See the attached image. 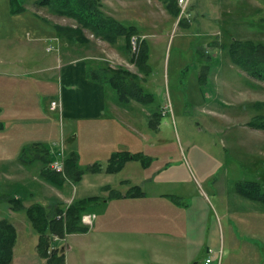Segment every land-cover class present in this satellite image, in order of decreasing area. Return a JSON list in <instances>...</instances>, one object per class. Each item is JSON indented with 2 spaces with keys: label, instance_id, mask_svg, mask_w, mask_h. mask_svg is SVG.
<instances>
[{
  "label": "crops",
  "instance_id": "1",
  "mask_svg": "<svg viewBox=\"0 0 264 264\" xmlns=\"http://www.w3.org/2000/svg\"><path fill=\"white\" fill-rule=\"evenodd\" d=\"M5 2L0 4V16L15 17V23L10 20L9 24L12 32L24 34L28 30V33L56 41L60 48L62 36L56 26L13 13L11 1ZM72 44L78 46V39L74 38ZM64 46L58 50V64L53 60L37 69L36 73L41 76L30 78L33 83L17 66L0 70V181L6 176L25 191L23 195L7 198L9 221L17 231L11 264H47V258L38 251L40 234L29 218L30 207L41 204L49 222L60 210L67 212L70 205L78 201L86 203L84 214L94 213L97 217L92 227L82 223L84 231L65 233L62 245L66 264H264L263 243H240L230 220H226V225L222 221V214L226 219L237 216L235 211L219 206L215 212L207 197H191L186 193L185 180L190 178V173L185 161L179 159L181 165L172 164L175 156L169 158L171 153L167 146H161L152 136V133L159 135L160 120L166 116L164 108L139 112L135 106L141 103L139 96L121 97L110 105L107 82L112 73L88 56H73L76 49H70L68 43ZM244 72L251 75L247 68ZM95 73L100 79L94 78ZM250 78L252 86L261 91L264 80L252 75ZM126 82L142 92V86L134 79ZM246 91L240 105L250 96L251 89ZM42 96L47 101L50 99L47 110L59 114L61 125L56 117L48 115L47 105L45 109L41 105ZM146 97L148 101L154 100L150 94ZM53 101L60 103L56 110H51ZM126 103L130 105L125 106ZM259 104L263 109L264 101L256 100L254 105ZM247 110L248 107L243 111ZM140 118L147 121L145 132L137 127ZM67 127L72 138L65 137ZM67 138L72 139L70 147L66 148L67 154H77L80 173L68 172L65 166L64 175L58 173L61 182L54 184L46 177L45 170L55 172L50 164L57 159L60 142ZM29 151L32 152L30 158L26 155ZM118 152L140 154L147 161L131 158L120 171L110 170L112 157ZM27 164L34 165L35 169L29 175L32 186L24 185L28 179ZM245 188L246 185L237 184L238 193L253 200L246 195L249 190ZM256 190L259 192L258 187ZM250 191L254 192L252 185ZM11 199L20 200L24 208L12 209ZM89 206L95 210H90ZM20 212L26 214L32 224L30 228ZM239 220L242 224L247 221L246 218ZM62 221L66 225V219ZM53 236L54 233H50L51 239ZM238 245L240 251L236 253Z\"/></svg>",
  "mask_w": 264,
  "mask_h": 264
},
{
  "label": "rangeland",
  "instance_id": "2",
  "mask_svg": "<svg viewBox=\"0 0 264 264\" xmlns=\"http://www.w3.org/2000/svg\"><path fill=\"white\" fill-rule=\"evenodd\" d=\"M5 1L0 0V4ZM102 3L107 14L140 29V34L131 38L130 52L125 49L123 38L111 45L88 29L83 30L87 44L78 39V46H73L62 36L58 49L56 41L41 38L37 33H28V30L24 34L12 32L9 24L10 20L15 23V17L0 16V70L17 66L28 79L40 77L36 70L53 60L58 64V50L61 51L65 43L70 49H76L73 56H88L105 69L127 70L142 86L141 103L135 104L137 111L164 108L163 115L166 116L160 120L159 135L152 133V136L161 146H167L171 153L169 158L175 156L172 164L179 163V159L185 161L190 173V178L185 180L186 193L191 197H207L215 212L219 206L235 211L237 216L231 215L229 219L223 218L222 214V221L226 225V220H230L240 243L264 245V203L241 196L237 189V184L241 183L251 192L250 186L254 184L259 193L264 194V130L254 127L259 120L257 116L264 119V108L260 109L262 104L254 105L256 100L264 101V87L257 91L249 81L251 75L244 72L245 68L250 71L253 66L264 69V0H191L186 12L181 14L189 26H179L180 18L169 14L158 0H103ZM25 6L26 10L17 13L22 17L41 20L50 26L80 27L74 19L54 13L35 0H28ZM22 21L25 24V19ZM133 38L137 39V47L132 44ZM247 41L261 48L255 52L254 61L253 52L250 48L248 52L245 47ZM144 42L150 48L148 71L136 63ZM246 58L252 60V66L245 61ZM237 59H242L241 63ZM10 64L14 66L8 67ZM29 82L34 81L30 79ZM129 87L132 86L123 87L124 92ZM107 88L110 105L120 101L122 96H128L117 91L111 80L107 82ZM245 89H251V93L245 104L240 105L247 93ZM149 94L154 100L144 99ZM38 95L41 96L39 91ZM49 100L42 96L41 105L44 109L47 105L48 115L56 117L61 125L59 114L47 110ZM129 105L126 103L125 106ZM246 107L248 110L243 111ZM140 119L137 127L140 132H145L147 121ZM148 129L152 130L151 126L148 125ZM69 133L67 127L65 137L72 138ZM68 138L60 142V151L57 152L64 170L69 156L66 148L70 147L72 140ZM30 154L31 151L26 153L27 157L30 158ZM182 154L183 158L179 157ZM27 166L28 179L24 185L32 186L29 175L35 169L34 165ZM24 193L22 186L14 180L6 176L1 179L0 220H11L7 198ZM28 197H25L26 201ZM89 207L95 210L93 206ZM20 213L30 228L32 224L26 214ZM239 218L247 221L242 224ZM54 236L53 246L64 249L62 244L66 238L57 235L61 239L55 242ZM239 251L238 245L235 252Z\"/></svg>",
  "mask_w": 264,
  "mask_h": 264
},
{
  "label": "trees",
  "instance_id": "3",
  "mask_svg": "<svg viewBox=\"0 0 264 264\" xmlns=\"http://www.w3.org/2000/svg\"><path fill=\"white\" fill-rule=\"evenodd\" d=\"M28 0H11V9L13 13H19L26 10L25 4ZM168 11L176 19H179V26H189V22L181 16V7L179 6V0H158ZM40 6H45L49 8L52 12L57 13L61 16H65L68 18L74 19L79 25V28H66L56 26L59 34L68 41H72L74 38L79 39L80 41L87 43L88 40L85 37L84 31L85 29L90 30L93 35L102 40L108 41L112 45L117 44L120 39H124L125 41V49L129 52L131 51V38L135 35L140 34V29L135 25H127L122 21L114 18L113 16L107 14L103 10V3L101 0H35ZM142 51L139 58L136 60L137 66L141 67L148 71L147 62L149 60V46L147 42H144L141 46ZM245 47L249 48L254 57L255 52L260 51L259 46H256L253 42L247 41L245 43ZM241 54H243L241 52ZM233 55L235 52L233 50ZM238 60V59H237ZM242 60V59H240ZM240 60H238L239 63ZM135 61V60H134ZM247 63H253L250 59H245ZM108 73H112L114 76H110L109 80L113 81L114 85L118 89V91L122 92L123 95L126 93L128 96H139L142 100L140 89L130 83L126 82L127 79L131 80L133 77L127 70L118 69H106ZM253 77L264 80V69H260L259 67H252V70L248 71ZM100 79V75L98 73L94 74V78ZM130 89L124 92L123 87ZM128 96H122L126 98ZM144 98V97H143ZM145 97L144 99H146ZM147 100V99H146ZM255 128L264 130V119H259L258 122L254 123ZM142 159L145 158L140 154L131 155L125 152H118L113 155L111 160V165L109 167L110 170L120 171L123 168V164L128 159ZM77 154L72 153L66 160V170L69 172L70 170H77ZM144 161H147L146 159ZM48 163V162H47ZM46 177L52 181L54 184L57 182H61L60 175L58 173L52 172L49 169L45 170ZM253 191L252 193H246L247 196H251L253 200H262L264 201V195L257 192V186L252 184ZM137 193L136 191L133 192ZM11 203L13 204L12 208L15 210H21L24 208L23 203L20 200L11 199ZM29 218L32 223L38 230L40 234L38 251L42 256L47 258V264H66V259L64 255V249L62 247H53V241L50 238V233H54L60 235L61 237H65V233H73V232H81L84 231L85 228L82 224V216L86 211V203L82 201L73 202L67 210L66 217V225L62 219L58 218L56 215L48 222L47 213L45 212V208L41 204L34 205L30 207L28 210ZM63 210H60L62 213ZM59 213V214H60ZM48 224V226L45 225ZM17 239V231L15 226L8 220L2 219L0 220V264H11L14 256V246Z\"/></svg>",
  "mask_w": 264,
  "mask_h": 264
},
{
  "label": "built area",
  "instance_id": "4",
  "mask_svg": "<svg viewBox=\"0 0 264 264\" xmlns=\"http://www.w3.org/2000/svg\"><path fill=\"white\" fill-rule=\"evenodd\" d=\"M191 0H179V6L181 7V14L183 15L188 6H189V3H190ZM132 44L137 47V39L136 38H133L132 40ZM60 107V103L58 101H53L51 103V110H56L57 108ZM166 109V112H169V108H165ZM50 167L52 170H54L55 172L57 173H62L64 175L65 173V170H64V165L63 163L60 161V159L58 158L57 160H54L51 164H50ZM66 215H67V212H63L62 214H60L58 216L59 219H66ZM97 215L94 214V213H87V214H84L83 217H82V222L84 225L88 226V227H92L93 226V223L96 219ZM66 238V237H65ZM59 239H61L59 236H54V241L57 242ZM210 252H213V250L211 249ZM211 262V259H208L207 260V263H210Z\"/></svg>",
  "mask_w": 264,
  "mask_h": 264
}]
</instances>
